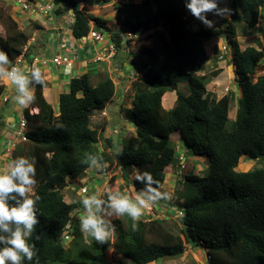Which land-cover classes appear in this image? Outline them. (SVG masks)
Returning a JSON list of instances; mask_svg holds the SVG:
<instances>
[{
  "label": "trees",
  "instance_id": "trees-1",
  "mask_svg": "<svg viewBox=\"0 0 264 264\" xmlns=\"http://www.w3.org/2000/svg\"><path fill=\"white\" fill-rule=\"evenodd\" d=\"M100 1L133 14L136 22L129 29L134 35L149 31L157 22L166 33L157 30L149 34L150 48L137 45L147 60L132 82L134 96L127 119L135 131L118 149H114L111 138L104 137L105 127L99 131L91 126L94 115L113 99L115 85L108 75L94 84L88 73L71 78L68 90L59 96L55 116L44 95L46 81L41 76L42 83L38 84L30 74L35 97L30 105L38 112L30 115L25 109L26 141L13 149L12 158L15 162L24 157L34 164L35 183L27 186L32 187L31 193L27 190L23 197L12 193L16 199L8 201L9 208H17L26 199L36 200L34 213L38 223L25 237L33 256L28 260L21 253V264H110L108 252L121 257L118 264H150L183 254L187 245L205 250L209 264H264V168L238 170L243 156L264 162V74L254 82L251 79L264 52L259 49V42L241 49L234 24L242 22L248 31L255 30L264 13V0H218L224 6L220 9L232 10L225 14L227 25L218 30L205 25L194 29L184 0H142L138 4ZM52 3L56 16L72 9L71 35L75 41L88 35L89 22L93 21L96 29L108 33L117 50L129 42L125 43L122 35L111 33L104 20L79 10L75 0ZM0 19L4 30L0 49L9 54L10 62L21 54L26 57L24 49L29 37L7 9L0 7ZM218 36L230 48L234 66L233 80L238 90L234 120L230 118L233 95L213 98L206 88L209 77L199 74L205 43ZM179 84L185 85L187 93L179 90ZM169 91L176 98L171 109L163 105V97ZM2 92L0 86V97ZM198 125L203 131V143L196 138ZM176 132L187 154L206 157L208 161L205 174L184 175L195 187L196 195L183 202V215L177 223L167 227L165 219L134 221L125 213L110 225L105 224L106 230L114 226L112 242L99 243L91 238L88 245L71 256L61 241L69 231L73 240L82 239L72 213L83 207L81 201L64 200L66 181L82 179L91 166H100L98 173L113 166L136 194H152L163 185L164 170L179 163L172 139ZM144 172L152 174L154 191H149L146 182L136 180ZM7 223L10 232L0 230V236H10L16 230L14 222ZM19 227L23 231V225ZM8 246L0 243V248Z\"/></svg>",
  "mask_w": 264,
  "mask_h": 264
},
{
  "label": "rangeland",
  "instance_id": "rangeland-1",
  "mask_svg": "<svg viewBox=\"0 0 264 264\" xmlns=\"http://www.w3.org/2000/svg\"><path fill=\"white\" fill-rule=\"evenodd\" d=\"M38 3L45 4V1L47 0H34ZM0 7L5 8L10 13L11 6L9 3L0 1ZM218 7H224L221 2H218ZM80 10V6H78ZM112 8H107L105 10H102L101 15L103 17H98L100 19H104L107 22H116L113 27L119 28V33H123V37L125 39H128L129 42L124 47L125 51H118L119 53V60L122 61L121 63V69L122 73L125 74L124 79L123 77H118L117 70H111L108 75V77L113 81L115 85V93L114 96V102L111 103L109 108L106 111V115L104 116L103 112H97L94 117L91 119V126L95 128L96 130H100V128L105 127V130H107L108 138L112 134L119 135V139L116 141L117 144L122 145L125 141V138L134 134V127L127 119V116L130 114L131 109V102L134 96V91L132 87V82L136 79V75L139 74L140 66L147 60V57L141 54V52L138 50L137 45L145 46V48H150L152 46V41L148 37L149 34L154 33V31L162 30L164 33L165 28L159 22L155 23L149 31L143 32V33H137L136 35L132 34L131 38H127V33L130 32V25L136 22V19H127L125 22H120L119 20H124L122 16H110V13H113ZM70 12L72 9L70 8ZM82 11L85 14L86 10L82 8ZM69 12V13H70ZM53 15V14H52ZM91 15V14H89ZM215 17L221 21L222 27L220 29H223L228 21V16L225 15L224 18L220 16ZM263 15H261L257 27L262 28L259 33L255 32L254 30L252 33H248V28L245 26L244 23L234 21V24L236 25V35H237V42L241 49H244L248 46H256L258 45L257 42L260 43L259 49L264 52V21H263ZM191 21L194 23V29H197L199 26L197 24L201 23L198 19H195L193 16L190 15ZM210 20V16L207 17ZM2 19H0V36H4V30H3V24L1 23ZM37 22L32 23L31 25H28L27 27L19 23L21 26L20 28L22 31L31 39L33 32L35 28H39L40 25L42 26V30L37 31L36 34L38 36V40H44L45 41V48L46 52L49 54V57L52 58L53 55H51V52L54 50V47L59 44V37L57 36V28L56 31H53L51 28L57 27L56 23L48 24L45 19L42 16H39ZM96 24V23H94ZM39 25V26H38ZM197 25V27H196ZM204 25V24H203ZM47 30V31H45ZM126 35V36H125ZM104 37L107 38L108 34L104 33ZM41 38V39H40ZM223 38L218 36L216 39H213L212 41H209L205 43V56L202 59L200 63V75H206L209 77V82L207 84V92L210 96H212L215 99L221 98L223 95L226 94H232L233 99L230 103V118L231 120L235 119L236 112H237V100H238V90L236 87V84L233 80V74H234V66L231 63L230 58V48L227 46V50H223L224 43ZM30 40H28L26 47L29 45ZM27 53V51H26ZM117 53V54H118ZM225 54V55H224ZM29 55V54H28ZM122 58V59H121ZM11 64L5 66L6 68H9ZM26 65H24L25 67ZM28 67H25L23 69V66L21 68L22 71L26 70L25 75L28 76L27 73H29V65ZM105 72H100L99 75L96 77V79L92 80L93 84L96 83L99 79H101L105 74ZM218 73V74H217ZM264 74V59L261 61L258 66L255 69L254 75L251 77L252 81L254 82L258 76ZM110 75V76H109ZM29 83L27 85L28 91L32 88L31 78L28 76ZM120 84L124 87L121 88ZM0 86L3 87V92L0 97V115L2 112L6 114L7 116H11L15 119V125L17 126L18 122V116L11 113V107H4L3 104V98L7 97L8 99H11L12 101L15 100L18 96L21 94L19 93L17 86L11 83L10 79H4L0 78ZM127 90L125 92L124 90ZM179 90L183 93H187L185 85L179 84ZM121 92V93H120ZM124 94L123 96H121ZM113 96V97H114ZM125 98L124 101L119 98ZM163 105L165 108L171 109L174 106L175 102V93L172 91H169L165 94V97H163ZM105 113V112H104ZM54 115H58V109H54ZM108 117V121H107ZM1 122V118H0ZM117 130V131H112ZM21 131V130H19ZM14 135L18 140L16 141L15 147L21 143V139L18 138V133L15 132ZM6 137L2 131H0V151H6L9 149H12L13 141H11L8 144H6ZM179 134L173 133L172 139L175 141V148H176V155L179 156L180 160L179 163L173 164L171 167H167L165 172V180L163 185L156 190L153 194L150 195H143L142 199L146 201V207L143 208V214L138 220H144L148 221L150 219H165L167 223V227H172L175 223H177V218L182 216L181 214V207L183 205V202L186 200H190L195 197L196 195V189L193 187L192 184L187 182L184 178V175H203L207 172L208 167V161L206 157H199V156H193L186 153V151L183 149L180 141H178ZM196 138L199 143H203L204 137H203V131L201 126H197L196 130ZM5 140V141H4ZM13 142V143H12ZM14 147V148H15ZM2 154V153H0ZM185 156L186 161H183V158ZM8 159H11L10 162L12 166H14V158H12V154L8 156ZM100 166H91L89 169L86 170V174L82 179H78L77 181H66V188L63 191V194L65 196L64 200L67 203H75L76 201H81L82 203V209L77 208L74 213H72V219L73 221L78 222V226L80 228V220L83 216L87 215V210L83 204V201L86 197H92L95 196L96 199L105 201V206L108 201V197L110 195L119 194L121 196H126L129 194V198L133 199V202L135 201L136 193L134 192L133 188L130 185H126L120 177L119 171L116 172V169L113 168V166L109 167L106 172L98 173L100 170ZM253 168H264V162L260 161L259 159H248L245 156L241 157L238 164V170L240 171H249ZM107 169V168H106ZM180 171V172H179ZM172 174H169L171 173ZM179 172V173H178ZM6 172L3 170L0 175H4ZM87 188L88 194H81L80 188ZM28 192H32V187L28 188ZM159 193V195H157ZM153 196L154 199L149 200L148 197ZM93 208H95V205H93ZM98 216H102L105 224L110 225L113 220H117L121 218L122 216L117 217L115 214H113L111 217H109L106 213H97ZM81 230V229H80ZM82 233V232H81ZM91 238H94L90 236L87 233H82V239H74L72 234H69V240L65 241L62 239L61 243L64 246V249L68 250L70 249V255L74 256L78 249H80L82 246L88 245V243L91 241ZM110 242L113 241L112 235L107 239ZM107 259L110 261V264H118L119 261H121L120 256H115L114 254H111L108 252ZM129 264V263H128ZM150 264H209L208 256L204 252V250L200 249L199 247L193 248L190 245L186 246L185 252L177 257H165L161 258L157 261H154Z\"/></svg>",
  "mask_w": 264,
  "mask_h": 264
},
{
  "label": "clouds",
  "instance_id": "clouds-1",
  "mask_svg": "<svg viewBox=\"0 0 264 264\" xmlns=\"http://www.w3.org/2000/svg\"><path fill=\"white\" fill-rule=\"evenodd\" d=\"M184 6L191 16L198 19L209 29L213 27L214 21H219L215 16H211V13L224 18L225 14L229 15L232 11L228 8L220 9L218 7V0H184ZM207 16H210L213 20H209ZM248 33L250 34L251 32L248 31ZM223 43H225V40ZM24 51L26 52V47ZM9 64V54L0 49V78L10 79L11 83L17 86L21 94L17 97V103L23 107H28V105L35 100L34 95L27 89L29 83L28 76L15 65L10 69L6 68L5 66ZM25 67L28 66L26 65ZM65 71L67 72L68 70L66 69ZM29 74H31L32 79H34L36 83H42L39 68L34 66L29 68ZM32 114L34 113L32 112ZM92 163L95 164L96 161L93 160ZM35 175L36 169L34 164L30 163L28 159L24 157L14 162V166L9 174L0 175V230L3 232H10L8 221L14 222L17 225L16 230L11 231L10 236H0V243L9 245L8 247L0 248V264H9V262L10 264H21V253H23V258L28 260L32 259L33 252L25 237L31 234L33 225L38 223L34 213L36 200L26 199L23 204L17 208H9L8 201L10 199H16V196L10 195L12 193H16L20 197H23L28 190L27 186L35 183ZM136 180L146 182L149 191H154L151 189V184L154 183L151 173L144 172L143 175L138 174ZM157 195H159V193H157ZM36 199H39V197H36ZM148 199L151 200L154 199V197L149 196ZM135 201L136 202H133V199L127 196L114 194L108 197L105 206V201L98 200L95 196L86 197L83 204L87 210V215L83 216L80 220L81 232L94 237L99 243H104L113 234L114 226H112L110 230H106L103 217L98 216L97 213H106L109 217L113 214L117 217L124 216L125 213H127V215L135 221L141 217L143 208L147 206L146 201L142 199V193L136 194ZM93 205H95V208H93ZM20 225H23V231L19 227Z\"/></svg>",
  "mask_w": 264,
  "mask_h": 264
},
{
  "label": "crops",
  "instance_id": "crops-1",
  "mask_svg": "<svg viewBox=\"0 0 264 264\" xmlns=\"http://www.w3.org/2000/svg\"><path fill=\"white\" fill-rule=\"evenodd\" d=\"M52 1L53 0H47V1H45V4L51 3L53 5ZM75 1L80 6L81 11H82V8H84L86 10V13H89V14L97 17V18L103 17V15H101L102 10H105L107 8H112L113 13H110V16H112V15L116 16V17L122 16L124 18V20H119L120 22H123V21L125 22L127 19H133V20L135 19L134 15L131 14L130 12H122L120 10H117L113 6V3L105 4L100 0H75ZM9 5L11 6L10 15L17 23H21L22 25H24L26 27L28 25H31L34 22H37L38 24H40L38 19H39V16H42V15L23 13V12L19 11L17 8L13 7L11 4H9ZM69 10L70 9H68L66 11V13H64L62 16H56L53 13V15L51 17L52 18L51 21L46 20L45 17L42 16L48 24L56 23V25H57V27L51 28L53 31H56L55 29L57 28L58 31H56V32H57V36L59 37V41H58L59 44H57L54 47V50L51 52V55H53V57L57 54V52L59 50V46L61 43L66 42V43L70 44L71 46H74L76 43V41L73 39V37L71 35V27H72V24L74 22L73 11L70 12ZM262 18L264 21V13H263ZM211 19L213 20V18H210V20ZM102 20H104V19H102ZM104 21L106 22V26L111 29V33H118V34L123 36V33H119V31H118L119 28L113 27V25H115L116 22L112 23V22H107L106 20H104ZM197 25L198 26L203 25V23L201 22ZM197 25H196V27H197ZM42 29L43 28L41 25L39 28H35L31 39H29L30 42H29V45L26 47L27 56L25 57L24 65H29L33 61V59H38L39 61H43V60L46 61L45 64L42 65L39 62V64L34 65V67H37L40 69L41 76L46 81V85L44 88V95L48 99V101L51 103V105L53 106V109H56V108L58 109L59 96L61 93H64L68 90L69 81L73 77H79L84 73H88V74H91L92 79H96V77L99 75L100 72H105L104 74L106 75L107 73L109 74L111 70H117L118 77H123V79H124L125 74L124 75L121 74L122 69L120 68L121 63L124 60L122 58H121L122 61L119 60V53L116 54L115 59L110 63H94V62H92L91 57L93 56L95 49H98L101 46V45H95V44H86L85 45L87 50L85 49L83 51V56H84V59L86 61H81V62L75 63L73 66V71H72L71 75L70 76L65 75L60 68L58 69L52 63L53 57L50 58L49 54L46 52L45 41L40 40V42H39V40H38V36H37L36 32L40 31ZM261 29L262 28L256 26V29H255L256 31L255 30L254 31L259 33L261 31ZM45 31H47V30H45ZM251 33H252V31H251ZM106 40H110V38L107 37ZM127 41H128V39L124 38V42L126 43ZM126 45L127 44H124L120 50L125 51L124 47ZM120 50H118V51L120 52ZM24 65H23V69L25 68ZM23 72L25 73L27 71L24 70ZM27 74H28V76H30L29 73H27ZM120 86H121V88H124L121 84H120ZM29 92L31 94H33V92H34V86L33 85H32L31 90H29ZM123 95L124 94H122L121 96H123ZM114 98H116V97L114 96L113 99L111 100V102L103 110L105 112V114H106L107 109L111 105V103L114 102V100H115ZM121 99L124 101L125 98H122V97L119 98V100H121ZM3 104H4V107L6 104H7L6 107H8V106L11 107V113H13L12 114L13 117H14V115L18 116L17 126L15 125V119L16 118H12L11 116H7L6 114H4V112H2V115L0 117L1 118L0 131H2V133H4V135L6 136V137H4V139H6V144L9 145V143L11 141L15 140V141H13L14 143L12 142L14 145V146H12V149H9L6 151H2V150L0 151V153H2V154H0V173L4 170L6 172L4 175H7L11 172L12 167H13L11 162H10L11 159H8L9 158L8 156L10 154H12L13 149L16 145V141L18 140L14 135H17V134H15V132L16 133L19 132V125H18L19 119L24 115L25 109H27V110L31 109V111L34 109V110H36L35 113H37L38 108L31 107L30 104L28 105V107H23L17 103V98H15L14 101H12L11 99H8V102L3 103ZM107 121H108V117H107ZM106 131L107 130H104V137L108 138ZM110 138L112 139V144H113L114 149H118L119 145L117 144L116 141L119 139V135L116 136V135L112 134L110 136ZM11 139H13V140H11ZM183 161H186V159L183 158ZM168 167H171V166H168ZM116 172H118V170H116ZM169 174H172V172ZM147 195H150V194H147ZM126 196L130 197L129 194H127Z\"/></svg>",
  "mask_w": 264,
  "mask_h": 264
},
{
  "label": "built area",
  "instance_id": "built-area-1",
  "mask_svg": "<svg viewBox=\"0 0 264 264\" xmlns=\"http://www.w3.org/2000/svg\"><path fill=\"white\" fill-rule=\"evenodd\" d=\"M0 1H4L11 4L13 7L17 8L19 11L23 13H30L34 15L40 14L43 17H45L46 20H50V21L52 20L51 17L53 14V5L51 3L41 4L33 0H0ZM141 1L142 0H114V2L122 3V4H131V3L138 4ZM89 26L90 28L87 36L82 37L80 41H76L74 46H71L66 42L61 43L57 54L52 59V63L55 65V67H57L58 69L60 68L65 75H69V76L71 75L75 63L86 61L83 56V51L86 49L85 47L86 44L101 45L100 48L95 49L93 56L91 57V60L94 63H110L116 57L118 50L115 44L111 42V40H106V38L104 37L105 32L103 30L96 29L93 21L89 22ZM221 26L222 23L216 20L214 21V25L212 28L217 30ZM131 35L132 33L128 32L127 36L126 35L125 36L130 39L132 37ZM226 47L227 44L224 43L223 50H227ZM24 61L25 58L22 54L19 57H17V59L14 62H10L11 65L8 69H10L13 65L21 69L24 64ZM39 62L42 65L46 63V61L44 60L39 61L38 59H33V61L29 64V67L31 68L34 65H38ZM66 69L68 70L67 72L65 71ZM124 91L127 92L126 89ZM2 102L3 103L8 102V98L7 97L3 98ZM29 114L30 115L32 114L31 109L29 110ZM103 114L104 116L106 115L104 112ZM18 125H19V130H21L19 131L18 138H20L22 141H26V137H25L26 119L24 115L19 119ZM112 131L114 132L117 130H112ZM80 190H81V194H88L87 188L83 187L80 188ZM69 234H71L70 231L69 233L63 235L62 239L68 241Z\"/></svg>",
  "mask_w": 264,
  "mask_h": 264
},
{
  "label": "bare ground",
  "instance_id": "bare-ground-1",
  "mask_svg": "<svg viewBox=\"0 0 264 264\" xmlns=\"http://www.w3.org/2000/svg\"><path fill=\"white\" fill-rule=\"evenodd\" d=\"M35 111H36V110H34V109L32 110L33 113H35Z\"/></svg>",
  "mask_w": 264,
  "mask_h": 264
},
{
  "label": "water",
  "instance_id": "water-1",
  "mask_svg": "<svg viewBox=\"0 0 264 264\" xmlns=\"http://www.w3.org/2000/svg\"><path fill=\"white\" fill-rule=\"evenodd\" d=\"M204 252L206 253V251L204 250Z\"/></svg>",
  "mask_w": 264,
  "mask_h": 264
}]
</instances>
